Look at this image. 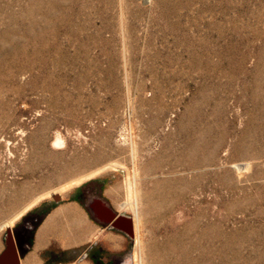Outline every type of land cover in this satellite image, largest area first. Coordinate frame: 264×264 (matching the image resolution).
<instances>
[{
  "label": "rangeland",
  "instance_id": "obj_1",
  "mask_svg": "<svg viewBox=\"0 0 264 264\" xmlns=\"http://www.w3.org/2000/svg\"><path fill=\"white\" fill-rule=\"evenodd\" d=\"M41 200L124 238L70 260L264 264V0H0V251Z\"/></svg>",
  "mask_w": 264,
  "mask_h": 264
},
{
  "label": "crops",
  "instance_id": "obj_2",
  "mask_svg": "<svg viewBox=\"0 0 264 264\" xmlns=\"http://www.w3.org/2000/svg\"><path fill=\"white\" fill-rule=\"evenodd\" d=\"M27 214L22 215L20 220L23 219V222L13 230L20 253V264H103L101 248L99 252L94 250L90 257L80 260H70V255L64 254L70 247L71 237L79 235L80 217L86 222L81 235L83 243L90 242L93 237L100 234V242H104L107 250L114 251L118 250L124 240L113 232L103 234L101 228L90 221L86 210L76 205L72 206L71 202L64 203L58 208H51L48 201L41 200ZM4 247L5 245L1 251Z\"/></svg>",
  "mask_w": 264,
  "mask_h": 264
},
{
  "label": "water",
  "instance_id": "obj_3",
  "mask_svg": "<svg viewBox=\"0 0 264 264\" xmlns=\"http://www.w3.org/2000/svg\"><path fill=\"white\" fill-rule=\"evenodd\" d=\"M118 220L127 223L128 229L133 232L134 227L133 222L131 220H126L123 217L119 218ZM4 245V249L0 252V264H20V253L12 228H8L6 231L4 237Z\"/></svg>",
  "mask_w": 264,
  "mask_h": 264
}]
</instances>
